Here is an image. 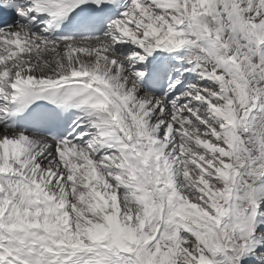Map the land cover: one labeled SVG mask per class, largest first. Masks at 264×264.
Returning a JSON list of instances; mask_svg holds the SVG:
<instances>
[{
	"label": "snow or ice",
	"instance_id": "1",
	"mask_svg": "<svg viewBox=\"0 0 264 264\" xmlns=\"http://www.w3.org/2000/svg\"><path fill=\"white\" fill-rule=\"evenodd\" d=\"M0 264H264V0H0Z\"/></svg>",
	"mask_w": 264,
	"mask_h": 264
}]
</instances>
